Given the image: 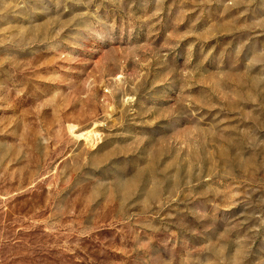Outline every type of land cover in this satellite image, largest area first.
Listing matches in <instances>:
<instances>
[{
    "label": "rangeland",
    "instance_id": "obj_1",
    "mask_svg": "<svg viewBox=\"0 0 264 264\" xmlns=\"http://www.w3.org/2000/svg\"><path fill=\"white\" fill-rule=\"evenodd\" d=\"M0 264H264V0H0Z\"/></svg>",
    "mask_w": 264,
    "mask_h": 264
},
{
    "label": "bare ground",
    "instance_id": "obj_2",
    "mask_svg": "<svg viewBox=\"0 0 264 264\" xmlns=\"http://www.w3.org/2000/svg\"><path fill=\"white\" fill-rule=\"evenodd\" d=\"M91 134V132L90 133H87V134H85L84 136H86V135H90Z\"/></svg>",
    "mask_w": 264,
    "mask_h": 264
}]
</instances>
